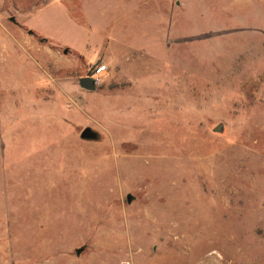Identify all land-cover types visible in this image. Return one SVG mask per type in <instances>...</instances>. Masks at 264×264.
Instances as JSON below:
<instances>
[{
  "label": "rangeland",
  "instance_id": "374dc122",
  "mask_svg": "<svg viewBox=\"0 0 264 264\" xmlns=\"http://www.w3.org/2000/svg\"><path fill=\"white\" fill-rule=\"evenodd\" d=\"M0 264H264V0H0Z\"/></svg>",
  "mask_w": 264,
  "mask_h": 264
},
{
  "label": "water",
  "instance_id": "95a60500",
  "mask_svg": "<svg viewBox=\"0 0 264 264\" xmlns=\"http://www.w3.org/2000/svg\"><path fill=\"white\" fill-rule=\"evenodd\" d=\"M9 21L11 23H15L14 18H10ZM28 35L32 36L33 32L32 31H28ZM43 42H45V40L41 39L40 43H43ZM67 53H68V50L65 49L63 51V55H66ZM78 87L80 89L84 90V91H87V92H94L96 90L95 82H94V80L91 77H83V78L78 79ZM222 131H223L222 124L217 125L213 129L214 133H221ZM79 138H80V140H83V141H95V140H97L98 135L92 129L85 128L80 133ZM125 200H126V203L129 205V204L132 203L134 198L130 194H128V195H126ZM82 251H83V249H77L75 251V254L78 256V255L81 254Z\"/></svg>",
  "mask_w": 264,
  "mask_h": 264
},
{
  "label": "built area",
  "instance_id": "2783aa9c",
  "mask_svg": "<svg viewBox=\"0 0 264 264\" xmlns=\"http://www.w3.org/2000/svg\"><path fill=\"white\" fill-rule=\"evenodd\" d=\"M104 71V67H100V68H97L96 69V74H99V73H101V72H103ZM92 78V77H91ZM94 78V77H93ZM94 80V79H93ZM95 82V81H94Z\"/></svg>",
  "mask_w": 264,
  "mask_h": 264
}]
</instances>
